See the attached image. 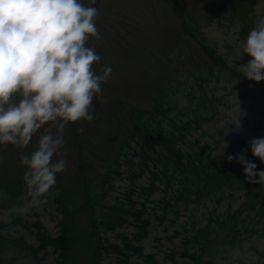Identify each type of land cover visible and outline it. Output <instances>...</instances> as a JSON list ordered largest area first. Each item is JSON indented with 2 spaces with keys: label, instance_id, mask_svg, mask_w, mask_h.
<instances>
[{
  "label": "trees",
  "instance_id": "trees-1",
  "mask_svg": "<svg viewBox=\"0 0 264 264\" xmlns=\"http://www.w3.org/2000/svg\"><path fill=\"white\" fill-rule=\"evenodd\" d=\"M173 8L182 32L199 44L206 59L203 67L174 83L152 81L154 93H147L140 103L119 96L117 102L122 116L116 124L117 129L106 138L109 144L101 145L106 156L92 149V144L79 134L80 121L67 125L77 156L74 170L51 197L52 205L60 214L58 233L52 236L36 220L23 224L37 245L28 244L23 238L14 239L36 259L39 252L52 247L57 252L54 264H101L103 257L110 253L119 264H131L133 257L135 264H157L155 255L145 252L142 246L152 230L153 221L163 224L170 215L176 219L183 208L211 197L221 200L225 192L230 195L241 192L243 202L237 209H228L224 215L210 219L202 228H195L192 222L189 229L192 232L184 233L180 250L168 251V258L175 264L178 261L174 253H178L185 264H211L215 248L219 246L221 233L214 231L219 225L226 224V233L232 235L233 243L250 226V223L240 226L250 212H253V224L255 219L264 222V186L248 183L243 166L235 160H227L228 155L235 156L244 149L245 158L256 164L257 171L264 170V163L252 155L250 140L236 135L227 141L223 153L224 146L220 147L219 141L212 145L192 135L202 130L206 113L214 109L211 104L216 96L208 94L203 85L212 80L217 83L222 72L228 74L229 81L240 78L241 82L245 77L205 37H199V21H186L187 12L183 11L179 0H173ZM253 27L243 23L238 31L239 38L246 40ZM258 84L264 90L262 81ZM194 87L200 92L197 97L193 94ZM183 90L184 101H190L188 106L191 103L194 107L201 105L205 108L203 113H184L186 106L179 109L181 96L173 95ZM19 151L17 149L18 158ZM91 159L96 160L97 167ZM23 171L24 167L16 164V173ZM142 176L143 182L138 183ZM122 178L128 182L123 197L108 201L107 195ZM71 184L74 185L72 191ZM24 190L20 176L0 177V208L19 202ZM133 193L137 200L132 199ZM18 222L21 218L14 219L11 224ZM7 226L0 221V232ZM261 234L264 237V225Z\"/></svg>",
  "mask_w": 264,
  "mask_h": 264
},
{
  "label": "rangeland",
  "instance_id": "rangeland-1",
  "mask_svg": "<svg viewBox=\"0 0 264 264\" xmlns=\"http://www.w3.org/2000/svg\"><path fill=\"white\" fill-rule=\"evenodd\" d=\"M179 1L183 11L187 12L186 21L189 23L199 21L200 26L197 27L201 32L199 37H205L211 46H215L231 66H235L239 71L242 63L252 59L247 54L242 59L239 45L243 41L239 38L238 31L243 23L247 27H253L257 18L264 16V0ZM83 3L87 4L88 0H83ZM94 6L99 10L96 23L101 39L90 37L87 44L95 49L101 60L93 67L97 73H101L103 67L107 65L112 68V73L111 78L102 85V96L93 100L94 120L91 122L81 120L79 128L82 127L83 131L79 134L92 144V149L106 156L105 149L101 145L109 144L106 138L117 129L116 124L122 116L117 102L119 96L140 103L147 93H154L151 91L152 81L174 83L183 80L182 77L188 76L193 70H200L206 59L199 44L182 32L180 21L174 12L173 0H97ZM219 77L217 83L212 80L203 85L208 94L213 93L216 96L211 104L214 109L206 113L202 130L195 131L192 135H197L202 141L210 142L212 145L215 141H219L220 147L236 135L248 140L264 138L263 88L254 81H248L247 78H241V82L240 78L229 81L225 72L220 73ZM191 79L190 77L189 80ZM262 83L264 86V81ZM184 87L181 86V89ZM194 89L193 94L197 97L200 92L196 91V87ZM184 94L183 90L173 95V97L181 96L178 99L182 103L178 106L179 109L186 106L184 113L204 112L205 108L201 105L194 107L191 103L188 106L190 101H184ZM63 136L65 143L60 151L66 153L63 158L67 161V167L57 175V183L44 202L32 204L25 197V189L19 202L4 209L0 208V221L8 224L0 232V264H54L55 262L57 252L52 247L39 252L36 259L14 239L23 238L26 243L37 245L34 236L23 224L36 220H39L52 236L58 233L60 214L52 205L51 197L74 170L77 156L76 148L71 145V133L67 126ZM37 141L38 135L34 136L24 149L10 144L6 148L0 146V156L3 157L0 160V177L17 175L22 178L25 168L23 172L16 173V164H21V154L28 155L36 149ZM17 149H20L19 158ZM90 162L97 167L95 159H91ZM137 182L142 183L143 176ZM127 186L126 178L117 180L113 191L107 195V200L123 197ZM73 187L74 185L71 184V191ZM155 196L157 197V194ZM132 199H138L136 193H133ZM242 202L241 192L232 195L225 192L221 200L211 197L199 204H191L183 208L176 219L170 215L163 224L154 220L148 238L142 243L144 251L153 253L158 259L157 264H175L168 258V251L180 250L179 244L184 233L192 232L189 230L192 222L195 223V228H202L210 219L224 215L228 209H237ZM250 213V216L240 223L243 227L247 223H250V226L239 238L234 239L233 243L232 235L226 233V224L216 227L215 233L221 234L211 264H264V237L261 234L264 222L255 219L253 224V212ZM16 218H21V222L11 224ZM110 254L103 257L101 264H119L117 258ZM174 258L178 264H185L178 253H174ZM135 260L134 257L131 258V264H135L133 263Z\"/></svg>",
  "mask_w": 264,
  "mask_h": 264
},
{
  "label": "clouds",
  "instance_id": "clouds-1",
  "mask_svg": "<svg viewBox=\"0 0 264 264\" xmlns=\"http://www.w3.org/2000/svg\"><path fill=\"white\" fill-rule=\"evenodd\" d=\"M96 2L0 0V146L24 149L38 135L36 149L20 155L25 197L32 204L44 202L67 167L60 151L65 127L94 120L93 100L111 78L110 66L95 71L101 56L87 44L90 37L101 39ZM239 47L242 59L252 58L239 71L248 80L264 81V16ZM248 143L253 157L264 163V138ZM227 146L225 141L223 153ZM244 151L227 160L243 166L248 183L264 186V170L257 171Z\"/></svg>",
  "mask_w": 264,
  "mask_h": 264
}]
</instances>
